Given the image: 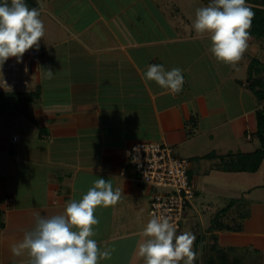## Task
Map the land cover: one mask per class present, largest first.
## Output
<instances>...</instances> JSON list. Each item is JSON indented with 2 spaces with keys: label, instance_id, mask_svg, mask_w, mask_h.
<instances>
[{
  "label": "crops",
  "instance_id": "crops-1",
  "mask_svg": "<svg viewBox=\"0 0 264 264\" xmlns=\"http://www.w3.org/2000/svg\"><path fill=\"white\" fill-rule=\"evenodd\" d=\"M176 1L27 2L41 12L45 35L40 61L31 64L28 92L38 96L26 115L0 116V264H27V253L11 249L36 214H61L99 178L121 191L118 202L94 212L93 238L111 250L99 264H144L138 245L150 195L128 162L139 142L168 144L190 162L196 195L182 232L196 236L195 264H264V163L255 172L232 166L260 148L263 105L245 82L252 62L264 63V43L250 37V59L235 67L219 62ZM28 59L26 51L7 61ZM150 64L182 69V90L146 80Z\"/></svg>",
  "mask_w": 264,
  "mask_h": 264
},
{
  "label": "clouds",
  "instance_id": "clouds-1",
  "mask_svg": "<svg viewBox=\"0 0 264 264\" xmlns=\"http://www.w3.org/2000/svg\"><path fill=\"white\" fill-rule=\"evenodd\" d=\"M38 4L43 8L44 0ZM40 16L39 9L29 8L26 0H0V66L10 57L19 60L29 49L39 48L45 35ZM253 16L246 0H209L196 9L191 29L198 35L207 34L209 51L217 61L235 67L249 46ZM144 77L172 93H179L184 84L182 69L167 70L162 64L148 65ZM120 198L121 191L114 190L109 180H95L81 199L68 201L61 214L37 213L34 227L12 246V253L17 257L27 253V264H99L111 257V250H101L93 238L94 226L99 223L94 212ZM143 235L146 239L139 243L138 253L144 264H195V234L178 233L170 217L152 215Z\"/></svg>",
  "mask_w": 264,
  "mask_h": 264
},
{
  "label": "built area",
  "instance_id": "built-area-1",
  "mask_svg": "<svg viewBox=\"0 0 264 264\" xmlns=\"http://www.w3.org/2000/svg\"><path fill=\"white\" fill-rule=\"evenodd\" d=\"M41 54L40 49L29 50V64L22 68L5 61L0 66V91L28 92L31 64L39 63ZM18 140L19 136L13 137L14 143ZM128 162L140 184L149 192V217L168 216L181 233L185 214L196 195L189 173L190 162L177 157L168 144L157 142L134 144L128 151Z\"/></svg>",
  "mask_w": 264,
  "mask_h": 264
},
{
  "label": "trees",
  "instance_id": "trees-1",
  "mask_svg": "<svg viewBox=\"0 0 264 264\" xmlns=\"http://www.w3.org/2000/svg\"><path fill=\"white\" fill-rule=\"evenodd\" d=\"M29 0H26V3ZM247 5L253 10L254 16L251 20V26L248 30L250 36L264 40V0H246ZM29 8H34L31 4H27ZM263 75V76H262ZM255 76L257 78H255ZM264 64L254 60L250 66L251 87L260 103H263L262 109L257 113L258 130L257 137L260 141V148L251 154H239L238 161L232 162L238 171H257L264 163ZM37 92H6L0 91V116L7 114L21 113L26 115L25 106L37 97Z\"/></svg>",
  "mask_w": 264,
  "mask_h": 264
},
{
  "label": "rangeland",
  "instance_id": "rangeland-1",
  "mask_svg": "<svg viewBox=\"0 0 264 264\" xmlns=\"http://www.w3.org/2000/svg\"><path fill=\"white\" fill-rule=\"evenodd\" d=\"M176 4H177V1L176 0H173ZM184 1H187V4H183V2ZM179 5L180 6H182V7H184V12H186L185 14L188 16V19H190V22H191V24H192V21L194 20V18H195V12H196V9L197 8H199L200 6H206L208 3H209V0H204V3H203V1L202 0H179ZM187 6V7H186ZM135 11H137V8L135 9ZM134 11V12H135ZM134 12H132V10H130V13L131 14H134ZM250 37H252V36H250ZM255 38V37H254ZM258 41H260V42H262V43H264V40H260V39H258ZM259 43V42H258ZM260 44V43H259ZM260 47H262L261 46V44H260ZM33 49H35V48H33ZM39 49V48H38ZM31 50V49H30ZM249 46H248V48H247V50L245 51V53L243 54V56L241 57V61L242 60H247L248 58H249V56H248V54H249ZM29 51V50H28ZM250 59V58H249ZM258 60H260V58H258ZM28 61H29V59H28ZM28 61H23V62H20V63H16V65H20L21 66V68L24 66V65H28L29 64V62ZM263 61H264V59H263ZM7 62V61H6ZM239 62V61H238ZM9 64L10 63H14V62H8ZM15 64V63H14ZM242 64L243 63H239L238 64V77L239 78H241V79H244V77L246 76V70H245V68H243L242 67ZM264 64V63H263ZM7 75H9L8 73H7ZM263 76V75H262ZM262 76H260V78L262 77ZM255 78H257L256 76H255ZM262 81H264V78L262 77ZM252 81V80H251ZM251 81L248 79L245 83L247 84L246 85V87H248L251 91H253L254 92V89L251 87ZM264 84V83H263ZM262 105H263V103H261ZM6 119V118H5ZM3 124H5V125H7V126H9V128L10 129H12V128H15V125L16 124H13L12 122H2Z\"/></svg>",
  "mask_w": 264,
  "mask_h": 264
}]
</instances>
